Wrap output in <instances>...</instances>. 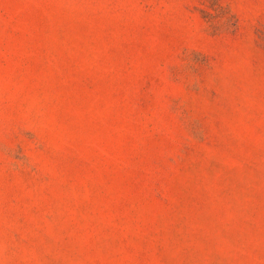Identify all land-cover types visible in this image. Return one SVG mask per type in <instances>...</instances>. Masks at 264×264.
Masks as SVG:
<instances>
[{
	"label": "rangeland",
	"instance_id": "obj_1",
	"mask_svg": "<svg viewBox=\"0 0 264 264\" xmlns=\"http://www.w3.org/2000/svg\"><path fill=\"white\" fill-rule=\"evenodd\" d=\"M0 264H264V0H0Z\"/></svg>",
	"mask_w": 264,
	"mask_h": 264
},
{
	"label": "trees",
	"instance_id": "obj_2",
	"mask_svg": "<svg viewBox=\"0 0 264 264\" xmlns=\"http://www.w3.org/2000/svg\"><path fill=\"white\" fill-rule=\"evenodd\" d=\"M212 2L213 5H218L219 4V0H210Z\"/></svg>",
	"mask_w": 264,
	"mask_h": 264
}]
</instances>
